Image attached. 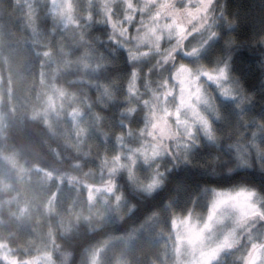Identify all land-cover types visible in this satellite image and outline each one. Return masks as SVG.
Listing matches in <instances>:
<instances>
[{"label":"trees","instance_id":"1","mask_svg":"<svg viewBox=\"0 0 264 264\" xmlns=\"http://www.w3.org/2000/svg\"><path fill=\"white\" fill-rule=\"evenodd\" d=\"M262 2L223 0L226 11L238 18L231 30H222L231 31L238 45L232 71L245 91L255 93L250 111L256 115L264 112V75L250 40L260 29ZM30 7L31 0H0V242L12 255L33 259L51 250L55 264H89L97 253V264H175L169 239L176 218L205 216L214 190L264 192V173L252 168L229 174L235 161L226 153H219L215 172L211 165L205 169V157L216 151L205 145L193 165L173 169L162 187L149 193L126 172L117 173L112 178L122 198L117 212H108L100 198L96 203V182L89 176L104 170L103 160L123 141L139 145L146 110L136 103L127 112L129 69L122 57L98 64L80 43L85 37H67L47 3L34 13ZM221 43L210 42L201 58L211 62ZM58 91L72 100L69 109L54 105L47 116L51 95ZM220 107L226 117L222 134L236 139V110L230 102ZM203 188L209 191L204 194ZM246 233L239 234L236 255L247 250ZM226 252L213 264H221Z\"/></svg>","mask_w":264,"mask_h":264},{"label":"snow or ice","instance_id":"2","mask_svg":"<svg viewBox=\"0 0 264 264\" xmlns=\"http://www.w3.org/2000/svg\"><path fill=\"white\" fill-rule=\"evenodd\" d=\"M52 8H58L61 23L80 29L85 37L80 43L98 64L109 58L126 61L129 98L152 113L149 139L135 153V162L149 173L147 190L161 188L173 169L193 165L197 150L205 145L216 149L205 157V169L211 165L215 172L223 152L235 161L229 174L252 168L264 173V112L250 111L256 95L245 91L232 71L238 45L231 31L222 30H231L238 18L226 11L223 0H85L82 4L61 0ZM215 41L222 42L218 54L207 62L201 52ZM250 44L259 54L257 64L264 75V15ZM261 85L264 91V79ZM227 102L236 110V139L222 134L226 117L220 106ZM178 191L179 186L173 194ZM241 195L247 198L246 206L237 207L234 200ZM215 196L207 205L204 229L211 228L218 216L230 219L231 211L239 216L236 233L247 230L248 239L247 250L240 255H236L238 241L222 244L227 252L221 264H229V258L231 264H264V192L241 187L235 196L229 192Z\"/></svg>","mask_w":264,"mask_h":264},{"label":"rangeland","instance_id":"3","mask_svg":"<svg viewBox=\"0 0 264 264\" xmlns=\"http://www.w3.org/2000/svg\"><path fill=\"white\" fill-rule=\"evenodd\" d=\"M32 8L34 10L37 5H41V3L48 4V10L51 15L55 19L57 25H63L66 31L67 37H76L81 34L80 29L74 25H65L61 23L59 17V10L53 9V3L59 5L61 0H31ZM74 4H82L85 0H72ZM36 12V9L32 12ZM202 53V52H201ZM82 64L85 63V59L81 58ZM88 63V62H87ZM147 65V61L144 62ZM143 91V89H141ZM52 101H50V105L48 106L47 116L52 115L54 110L53 106L57 105L59 110L69 109V106L72 100L62 93L53 92ZM130 103L129 108L127 109L128 114H131L135 109L136 102L129 98ZM75 105H79V103L73 102ZM73 109L71 108V115L73 114ZM73 116V115H72ZM146 119V127L137 135V139L139 140L137 143L140 146L145 139H149L147 137V130L150 129L152 120L151 111H147L145 113ZM128 135V134H127ZM138 146L127 145L125 142H122V147L119 151L113 156L106 157L101 166L103 171H101L97 175L89 176L93 181L96 182L95 187L96 190H93L98 196L97 199H101V204L108 209V212H117L120 209V204L122 202L121 196L117 194V186L116 183L112 180L113 177L117 175V173L126 172L129 179L138 184L144 189L145 192L149 193L152 191L147 190V184L150 182L148 180V170L144 167L143 164L135 162V153ZM103 174V175H100ZM141 183V184H140ZM155 190V189H154ZM239 190L228 191V190H219V191H211V201H215L216 192H229L233 196ZM110 193L105 196L101 193ZM101 194V196H100ZM246 197L241 195L236 197L234 203L237 207L246 206ZM259 199V197H257ZM208 212L205 216L198 217L193 214H188L185 217L176 218L172 223V235L169 239V243L171 245V253L173 255V261L175 264H213L217 261L219 255L227 250L226 248H221L222 244H227L229 241L231 243H236L238 241L239 234L236 233V220L239 219L238 214L232 213L231 211L228 213L230 219L225 220L224 217H216L212 222V227L205 230L204 224L208 222L207 220ZM11 249L5 242H0V258L4 259L8 264H55L51 250L39 253L35 256V258L31 259V257L25 258H17L16 256L11 254ZM98 254V253H97ZM97 254H95L91 259L89 264H97ZM35 259V260H34ZM6 263V264H7Z\"/></svg>","mask_w":264,"mask_h":264}]
</instances>
